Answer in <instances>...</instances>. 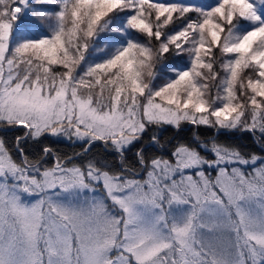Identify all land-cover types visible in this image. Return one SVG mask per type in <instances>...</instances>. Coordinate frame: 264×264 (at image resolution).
I'll return each mask as SVG.
<instances>
[{"label":"snow or ice","instance_id":"6c2138e0","mask_svg":"<svg viewBox=\"0 0 264 264\" xmlns=\"http://www.w3.org/2000/svg\"><path fill=\"white\" fill-rule=\"evenodd\" d=\"M0 264H264V0H0Z\"/></svg>","mask_w":264,"mask_h":264},{"label":"trees","instance_id":"16d2710c","mask_svg":"<svg viewBox=\"0 0 264 264\" xmlns=\"http://www.w3.org/2000/svg\"><path fill=\"white\" fill-rule=\"evenodd\" d=\"M182 127L185 128V132L183 134L188 136V137H191L192 132L187 131V129L192 128V126L191 125H182ZM201 131L204 133L202 138L207 139L211 136L210 130L201 129ZM168 135L171 136V135H173V133H169ZM241 136H243L244 138L241 139L239 141V143L249 145V150L257 151V153H258L259 139H256V140L249 139L246 134H241ZM11 138H12L11 135H9L8 140H11ZM222 142L228 143L229 141L227 138H224ZM57 147L59 148V150L62 154L68 153L69 155L73 154L74 152H78L80 150L78 146H76L74 144H70L67 141H65L64 143L58 144Z\"/></svg>","mask_w":264,"mask_h":264}]
</instances>
